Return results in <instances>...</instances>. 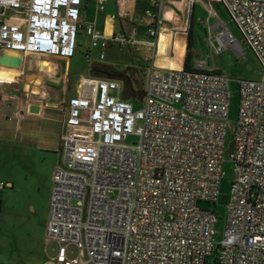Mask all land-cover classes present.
I'll use <instances>...</instances> for the list:
<instances>
[{
    "label": "built area",
    "instance_id": "obj_1",
    "mask_svg": "<svg viewBox=\"0 0 264 264\" xmlns=\"http://www.w3.org/2000/svg\"><path fill=\"white\" fill-rule=\"evenodd\" d=\"M114 1L113 18L126 20L129 0ZM151 1V26L138 39L85 21L87 0H0V48L71 58L85 30L101 60L110 44L153 49L164 1ZM199 1L214 15L213 2L225 6L264 69V0ZM109 2L96 0V13ZM217 25L219 49L238 47L229 27ZM207 65L152 69L137 105L121 98V81L106 78L88 80V95L70 100L47 224L57 264H264V79L239 81L235 173L220 236L218 213L202 204L218 200L231 79Z\"/></svg>",
    "mask_w": 264,
    "mask_h": 264
},
{
    "label": "rangeland",
    "instance_id": "obj_2",
    "mask_svg": "<svg viewBox=\"0 0 264 264\" xmlns=\"http://www.w3.org/2000/svg\"><path fill=\"white\" fill-rule=\"evenodd\" d=\"M83 18L85 21L95 19L96 0H87ZM153 5L139 0H129L127 11L135 15L130 20L131 27L127 32L135 31L139 37L147 34L151 20L145 15ZM214 15L205 2L189 0H164L162 18L171 29L163 28L159 39V53L165 56L174 49L175 60L183 59L186 52L189 27L193 33V56L191 65L198 61L208 63L207 67L226 74L230 79L231 100L227 119V136L225 139V157L222 163V179L216 203H203L214 209L219 215L218 231L220 236L225 230L230 200L231 185L235 173V163L231 157V145L234 129L237 125L240 108L239 81L241 79L263 80V66L246 41L239 26L233 21L222 3L213 2ZM192 14V15H191ZM100 16V17H99ZM192 16V21H190ZM103 15H98L99 27ZM228 26L239 46L231 44L219 49L218 34L223 26L212 28L217 22ZM191 22V23H190ZM179 32V33H178ZM87 53L89 54L87 56ZM154 53L145 46H127L119 48L111 45L107 49L105 60L100 59L99 49L91 47V41L85 30L78 35V45L73 58H62L35 53L13 52L0 48V66L14 72L23 68L30 70L66 72L64 88L60 92L64 103L69 104L75 96V89L81 77L88 78L93 63H112L119 67H133L137 70L133 79L136 90L145 89L150 71L153 67ZM173 69L156 68L157 73ZM135 105L141 102L133 97ZM26 157L19 156L2 160L0 158V183L6 187L0 191V264H57L59 246L47 242V224L49 218L54 174L61 160L60 151L28 150ZM10 177V178H9ZM12 177V178H11ZM15 184L11 187L8 180ZM70 258L78 256V248L71 244L68 247Z\"/></svg>",
    "mask_w": 264,
    "mask_h": 264
},
{
    "label": "crops",
    "instance_id": "obj_3",
    "mask_svg": "<svg viewBox=\"0 0 264 264\" xmlns=\"http://www.w3.org/2000/svg\"><path fill=\"white\" fill-rule=\"evenodd\" d=\"M139 1L143 3L148 1V4L153 5L152 8L148 9H154V4L151 0ZM189 1L191 2V0ZM115 9L116 6L114 0H110L105 12L97 14L95 7L94 13H96V16L93 21L97 22L98 15L102 14L103 20L100 28H102L107 34L124 30L129 35L137 36L138 39H145L147 37V34L143 37H139L138 33L135 31L127 32L126 29L132 26L130 20L135 18V15L129 12L130 16L124 21L114 19L113 16L115 14ZM162 20V27L158 34L156 48L148 49L154 53L152 69L155 70L157 67L162 69L166 67H171L173 69L184 68L186 52L183 54V59L180 60H175L173 53L175 52L177 33L175 35L174 49L172 51H167L165 56H161L159 53V39L162 29H171L169 24H167L163 18ZM217 23L212 25V28L219 27ZM97 25L99 27L98 22ZM127 46L131 45H126L124 47L119 46V48L121 49ZM134 46L144 47V45ZM88 55L89 54L87 53V56ZM127 68L128 67H119L112 63H93L90 76L88 78L82 76L77 83L74 93L75 96L79 94L88 95V90L92 86V82L88 80L104 78L102 75L107 74L103 73L99 76L97 72H117L123 71ZM66 76V72L58 69L50 72L23 68L14 72L10 68L0 66V158H2V160L8 159L7 157L9 156L11 158L17 156L25 158V153H28V150L35 149L61 152L63 123L69 113V104L64 103L61 98L62 94H60L64 88L63 84L66 80ZM30 103L40 104V112L37 114L29 113L28 105ZM17 112H20L21 116H16L15 114ZM9 178L8 180L10 181H8L7 185L14 187L15 183Z\"/></svg>",
    "mask_w": 264,
    "mask_h": 264
},
{
    "label": "water",
    "instance_id": "obj_4",
    "mask_svg": "<svg viewBox=\"0 0 264 264\" xmlns=\"http://www.w3.org/2000/svg\"><path fill=\"white\" fill-rule=\"evenodd\" d=\"M102 77L107 79H116L123 83V92L121 98L123 100H131L132 94L135 92V88L128 84L126 77L123 75H116V74H104ZM139 99L144 97V90H140ZM41 105L37 103H30L28 105V112L31 114H37L40 112Z\"/></svg>",
    "mask_w": 264,
    "mask_h": 264
},
{
    "label": "trees",
    "instance_id": "obj_5",
    "mask_svg": "<svg viewBox=\"0 0 264 264\" xmlns=\"http://www.w3.org/2000/svg\"><path fill=\"white\" fill-rule=\"evenodd\" d=\"M192 15V14H191ZM190 21H192V16ZM191 23V22H190ZM193 33H192V27H189V33H188V41H187V50H186V56L184 61V69H193L194 67L191 65V59L193 56ZM137 70L133 67H128L127 69L123 71H117L115 73L117 74H128L131 78H134L136 75ZM220 72V71H219ZM214 210V209H213ZM215 211V210H214Z\"/></svg>",
    "mask_w": 264,
    "mask_h": 264
},
{
    "label": "flooded vegetation",
    "instance_id": "obj_6",
    "mask_svg": "<svg viewBox=\"0 0 264 264\" xmlns=\"http://www.w3.org/2000/svg\"><path fill=\"white\" fill-rule=\"evenodd\" d=\"M97 73H98L99 76H101L103 73H107V74H116V75H123V76L126 77V80H127L128 84L131 85V86L133 87V78H131L128 74H117V73H115V72H108V71H106V72H104V71H99V72H97ZM139 90H141V89H139ZM139 90H136V89H135V92L132 94V98H133V97H136L137 99H139V96H140V92H139ZM142 90H144V88H143ZM132 98H131V99H132Z\"/></svg>",
    "mask_w": 264,
    "mask_h": 264
}]
</instances>
